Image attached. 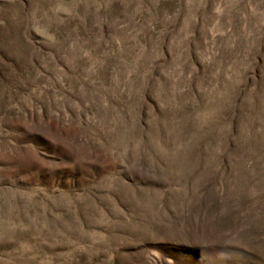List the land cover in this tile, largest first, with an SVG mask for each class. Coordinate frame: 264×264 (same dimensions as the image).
Returning a JSON list of instances; mask_svg holds the SVG:
<instances>
[{
  "label": "rangeland",
  "instance_id": "obj_1",
  "mask_svg": "<svg viewBox=\"0 0 264 264\" xmlns=\"http://www.w3.org/2000/svg\"><path fill=\"white\" fill-rule=\"evenodd\" d=\"M0 264H264V0H0Z\"/></svg>",
  "mask_w": 264,
  "mask_h": 264
}]
</instances>
